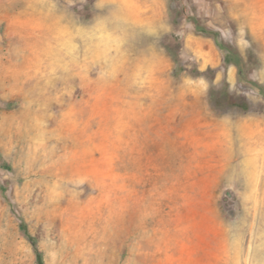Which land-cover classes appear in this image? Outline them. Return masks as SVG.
<instances>
[{
	"label": "rangeland",
	"instance_id": "obj_1",
	"mask_svg": "<svg viewBox=\"0 0 264 264\" xmlns=\"http://www.w3.org/2000/svg\"><path fill=\"white\" fill-rule=\"evenodd\" d=\"M192 16L264 86V0H0V264H37L19 216L47 264L264 260V93ZM224 78L248 110L213 104Z\"/></svg>",
	"mask_w": 264,
	"mask_h": 264
},
{
	"label": "trees",
	"instance_id": "obj_2",
	"mask_svg": "<svg viewBox=\"0 0 264 264\" xmlns=\"http://www.w3.org/2000/svg\"><path fill=\"white\" fill-rule=\"evenodd\" d=\"M181 18L182 17H177L175 18V21L179 22L181 21ZM191 20L198 32L203 35L212 37L215 40L216 44L219 46L223 54L225 69H227L231 64L235 65L238 68V78L240 83L252 85V87L264 93V86L251 77V71L254 67L253 61L251 62V60L253 59L254 54L251 53L248 59H246L240 52L238 46L235 43L223 38L219 30L206 26L196 16H192ZM175 59L176 61H179V58L176 57ZM180 69H183V67L179 66L178 69H176V72H179ZM211 71L212 69L208 68L205 71L200 72L199 74H207ZM211 98L213 104L220 109H240L246 111L250 108L251 105L246 94L235 93L230 89L229 83L226 78H224L221 87L212 90ZM3 165H6V162H4ZM0 188L5 191L1 182ZM19 219L20 229L32 242L37 264H47L45 261L44 253L38 245V240L31 233L28 223L22 216H19Z\"/></svg>",
	"mask_w": 264,
	"mask_h": 264
},
{
	"label": "crops",
	"instance_id": "obj_3",
	"mask_svg": "<svg viewBox=\"0 0 264 264\" xmlns=\"http://www.w3.org/2000/svg\"><path fill=\"white\" fill-rule=\"evenodd\" d=\"M245 177H247V175L245 174ZM251 178V177H250ZM248 186H257V191L259 193H256L255 191L252 190L251 192V196L254 197V200L256 202H258L259 200H262L263 198L260 196L261 195V189L263 188V182H264V175L262 173H257L256 177H254V179H251V181L248 178ZM255 181V182H254ZM260 225V228L257 227V225ZM261 222H254V223H250V227L247 230V232L245 233L246 238L243 239V245H249V244H257L258 242H261L262 240V229H261ZM241 234V233H240ZM251 235V236H250ZM250 236V237H249ZM217 239V240H216ZM214 238L213 234L209 233V229L205 228H198V230L196 231V229L188 231L185 233L183 240L184 243L186 245H190L191 248L197 247L198 250H208V251H212L214 252V245L221 243V242H225L228 239L226 238ZM218 241V242H217ZM257 246H255L256 249ZM231 264V263H230ZM236 264H248L245 260L240 259L239 261L236 262ZM254 264H264V260L260 259V260H256L254 261Z\"/></svg>",
	"mask_w": 264,
	"mask_h": 264
}]
</instances>
